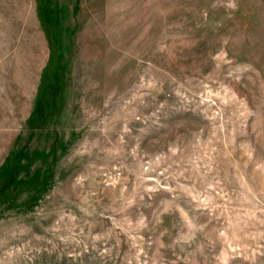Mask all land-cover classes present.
<instances>
[{
	"label": "rangeland",
	"instance_id": "obj_1",
	"mask_svg": "<svg viewBox=\"0 0 264 264\" xmlns=\"http://www.w3.org/2000/svg\"><path fill=\"white\" fill-rule=\"evenodd\" d=\"M0 264H264V0H0Z\"/></svg>",
	"mask_w": 264,
	"mask_h": 264
}]
</instances>
